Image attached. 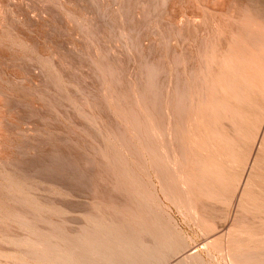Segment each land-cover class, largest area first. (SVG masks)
Listing matches in <instances>:
<instances>
[{
	"label": "rangeland",
	"instance_id": "rangeland-1",
	"mask_svg": "<svg viewBox=\"0 0 264 264\" xmlns=\"http://www.w3.org/2000/svg\"><path fill=\"white\" fill-rule=\"evenodd\" d=\"M0 264H264V0H0Z\"/></svg>",
	"mask_w": 264,
	"mask_h": 264
}]
</instances>
